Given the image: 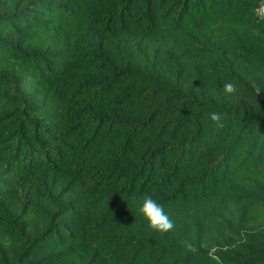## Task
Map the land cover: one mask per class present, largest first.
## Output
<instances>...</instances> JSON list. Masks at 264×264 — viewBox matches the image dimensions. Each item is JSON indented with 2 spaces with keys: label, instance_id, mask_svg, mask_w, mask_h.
Masks as SVG:
<instances>
[{
  "label": "trees",
  "instance_id": "1",
  "mask_svg": "<svg viewBox=\"0 0 264 264\" xmlns=\"http://www.w3.org/2000/svg\"><path fill=\"white\" fill-rule=\"evenodd\" d=\"M257 2L0 0V264H264Z\"/></svg>",
  "mask_w": 264,
  "mask_h": 264
},
{
  "label": "clouds",
  "instance_id": "2",
  "mask_svg": "<svg viewBox=\"0 0 264 264\" xmlns=\"http://www.w3.org/2000/svg\"><path fill=\"white\" fill-rule=\"evenodd\" d=\"M224 92L228 96H235L239 89L232 82L225 83L223 85ZM253 88L256 92V95L259 96L264 88L258 86L255 82H253ZM210 118L214 123V126L219 129L224 126L222 120V115L217 112H213L210 114ZM142 214L148 219L149 227L159 231V232H168L174 228V222L165 214L163 206L158 204L152 197L148 196L144 198L143 205L140 209ZM185 249L188 252H195L196 248L191 243L184 244Z\"/></svg>",
  "mask_w": 264,
  "mask_h": 264
},
{
  "label": "built area",
  "instance_id": "3",
  "mask_svg": "<svg viewBox=\"0 0 264 264\" xmlns=\"http://www.w3.org/2000/svg\"><path fill=\"white\" fill-rule=\"evenodd\" d=\"M254 14L257 17L264 15V0H258L255 8H254Z\"/></svg>",
  "mask_w": 264,
  "mask_h": 264
}]
</instances>
